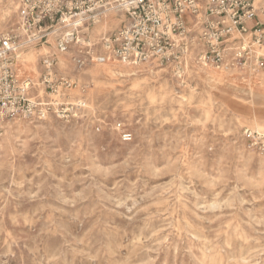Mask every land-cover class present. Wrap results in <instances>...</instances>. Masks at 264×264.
<instances>
[{"label": "rangeland", "instance_id": "1", "mask_svg": "<svg viewBox=\"0 0 264 264\" xmlns=\"http://www.w3.org/2000/svg\"><path fill=\"white\" fill-rule=\"evenodd\" d=\"M17 9L0 0V30ZM45 52L25 53L37 78ZM76 78L77 115L0 119V264H264V153L245 137L264 133V78L116 63Z\"/></svg>", "mask_w": 264, "mask_h": 264}, {"label": "built area", "instance_id": "2", "mask_svg": "<svg viewBox=\"0 0 264 264\" xmlns=\"http://www.w3.org/2000/svg\"><path fill=\"white\" fill-rule=\"evenodd\" d=\"M112 13L124 17L120 27L94 38L91 29ZM36 47L46 50L38 78L25 57ZM64 60L72 74L60 67ZM115 63L157 64L180 77L213 68L253 85L264 78V0H18L16 22L0 30V119L77 115L86 105L70 100L77 74ZM245 137L264 153V133L247 128Z\"/></svg>", "mask_w": 264, "mask_h": 264}, {"label": "bare ground", "instance_id": "3", "mask_svg": "<svg viewBox=\"0 0 264 264\" xmlns=\"http://www.w3.org/2000/svg\"><path fill=\"white\" fill-rule=\"evenodd\" d=\"M113 15L119 16V14H117V13H112V14H110V15L108 16V18L105 19L104 21L110 19V17L113 16ZM120 18H121V17H120ZM102 22H103V21H102ZM102 22H100L98 25H100ZM98 25H97V26H98Z\"/></svg>", "mask_w": 264, "mask_h": 264}]
</instances>
